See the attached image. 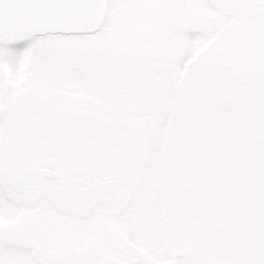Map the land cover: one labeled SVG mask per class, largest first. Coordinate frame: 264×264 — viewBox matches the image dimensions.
Returning a JSON list of instances; mask_svg holds the SVG:
<instances>
[{
	"label": "snow or ice",
	"instance_id": "obj_1",
	"mask_svg": "<svg viewBox=\"0 0 264 264\" xmlns=\"http://www.w3.org/2000/svg\"><path fill=\"white\" fill-rule=\"evenodd\" d=\"M0 264H264V0H0Z\"/></svg>",
	"mask_w": 264,
	"mask_h": 264
}]
</instances>
